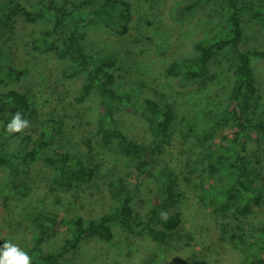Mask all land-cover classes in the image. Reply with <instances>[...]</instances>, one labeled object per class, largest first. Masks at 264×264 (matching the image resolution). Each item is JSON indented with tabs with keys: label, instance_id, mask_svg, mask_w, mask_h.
I'll return each mask as SVG.
<instances>
[{
	"label": "rangeland",
	"instance_id": "obj_1",
	"mask_svg": "<svg viewBox=\"0 0 264 264\" xmlns=\"http://www.w3.org/2000/svg\"><path fill=\"white\" fill-rule=\"evenodd\" d=\"M21 1L33 12L44 8L40 0ZM49 1L65 16L58 34V50L63 48L69 32L82 38L87 52L112 49L117 57L116 90L140 100L153 98L161 106L171 107L176 120L167 143L160 144L138 113L121 111L120 131L151 151V161L143 171L124 156L103 148L95 133L98 97L92 94L83 103H77L75 96L83 76H66L71 63L61 60L59 51L43 55L31 46L48 30L53 21L51 13L31 24L8 21L9 9L0 2V92L14 89L27 96L29 110L25 119L29 124L23 130L25 133L32 136L49 132L51 149L71 153L94 171L90 182L65 190L54 184V170L40 158L28 169L15 162L16 177L9 170H0V238L26 251L35 234L31 219L39 213L62 221L61 240L70 237L72 227L66 225L64 218L72 214L87 220L109 211L112 201L108 183L120 178L130 190L136 220L146 219L152 197L175 179L179 195L175 210L181 216V224L165 243L114 227L111 241L92 239L82 243L77 251L65 255L63 262L241 264L248 248L239 249L231 237L240 238L245 247L256 241L264 245V202L248 217L237 218L231 209L214 213L210 200L217 191L213 187L224 188L231 179L212 184L206 177L208 159L232 150L235 128L230 123L216 127L213 140L206 141L182 127L193 124L200 131L206 120L217 119L224 113L234 82L233 53L230 48L219 52L209 63L208 73L193 81L168 77L165 73L170 63L192 57L196 43L224 33L228 18L226 0H202L190 10L186 7L196 0H127L131 20L122 36L110 21L88 23V12L99 7L103 0ZM239 2L253 6L259 14L254 17L242 13L241 27L247 47L264 50V0ZM113 9L118 11L117 7ZM253 66L262 96L258 112L264 117L263 62L254 61ZM7 67L14 70L11 78L6 76ZM7 117L0 110V132ZM7 149L16 153L19 138L10 139ZM231 204L234 207L236 202ZM58 238L48 241L42 252H56ZM250 251L264 259V249Z\"/></svg>",
	"mask_w": 264,
	"mask_h": 264
},
{
	"label": "trees",
	"instance_id": "obj_2",
	"mask_svg": "<svg viewBox=\"0 0 264 264\" xmlns=\"http://www.w3.org/2000/svg\"><path fill=\"white\" fill-rule=\"evenodd\" d=\"M202 0H196L192 6ZM9 9L6 15L8 21L20 20L25 23H35L46 17L53 16L48 30L41 34V39L31 42V46L38 53L46 55L58 52L61 60H69L71 67L66 76L76 78L83 76V81L76 93L75 101L83 103L90 95L98 97L97 121L95 133L103 148L115 151L136 164L139 170L147 168L151 161V151L145 145L128 138L119 129L118 117L121 111L138 113L148 125L151 136L160 144H166L169 132L176 117L169 106H161L155 99L144 97L141 100L131 94H122L116 90L117 75L115 66L116 53L107 48L99 51L87 52L81 44L82 38L69 32L58 50V34L63 27L65 16L61 9H55L49 0H40L42 10L36 12L28 10L21 0H0ZM228 18L223 34L194 45V55L181 62H172L166 69L168 77L193 81L204 77L208 73V65L212 59L225 48H230L235 67L233 69L234 82L228 96V106L217 119L206 120L203 128L197 130L193 124H183L189 133L209 141L213 140L216 127L231 124L235 128L233 147L230 152L218 153L208 159L207 180L212 184L226 183L224 188L213 187L217 194L210 200L212 212L225 213L232 210L233 216L248 217L254 208L264 202V117L259 115L262 96L258 91L254 61L263 62L264 50L249 49L244 41L241 27L242 13H250L257 17L259 14L253 6L244 5L239 0H226ZM113 7H117L115 12ZM15 19V20H14ZM131 20L130 6L127 0H103L102 4L88 12L87 21L90 24L99 21H110L116 25L118 35H125ZM6 25L5 23L3 24ZM6 76L12 77L14 70L7 67ZM19 75V72L17 73ZM0 110L8 115L1 126L0 132V170H9L13 177L17 176L15 162L23 169L40 158L51 167L55 175L53 182L59 188L70 190L79 184H86L93 179L92 168L83 164L69 152L51 149L52 134L39 132L33 137L25 133L5 135L3 125L11 115L19 111L22 118H26L29 110L27 96L14 89L0 92ZM182 124V123H181ZM180 124V125H181ZM22 133V134H21ZM19 138V150L10 153L7 149L10 139ZM184 138V136H183ZM224 169H227L225 172ZM176 180L163 185L150 201V210L146 219L138 221L132 207V196L128 185L123 179L112 180L108 183L109 195L112 201L111 209L98 217L85 220L79 215L69 214L64 218L66 225L72 227L71 236L62 238L60 229L62 221L46 214H36L31 219L35 234L26 252L31 257L30 264H66L65 255L74 253L82 243L92 239L109 242L114 237L113 228H119L125 233L135 236H147L156 243H165L181 224V216L175 210L179 195L175 191ZM220 200H223L221 203ZM236 202L233 207L232 202ZM166 213V218L161 217ZM59 237L56 252H42V247L51 239ZM59 240V241H58ZM233 244L239 249H246V255L241 264H264L251 249H264V245L257 242L245 247L240 238L231 237ZM8 241L0 238V243ZM185 264H204L192 261Z\"/></svg>",
	"mask_w": 264,
	"mask_h": 264
},
{
	"label": "clouds",
	"instance_id": "obj_3",
	"mask_svg": "<svg viewBox=\"0 0 264 264\" xmlns=\"http://www.w3.org/2000/svg\"><path fill=\"white\" fill-rule=\"evenodd\" d=\"M29 124V121L22 118L19 111L14 112L10 119L3 125V133L9 135L12 133H20ZM161 217L166 218V213L161 212ZM31 257L29 254L20 249L11 241H3L0 243V264H30Z\"/></svg>",
	"mask_w": 264,
	"mask_h": 264
}]
</instances>
